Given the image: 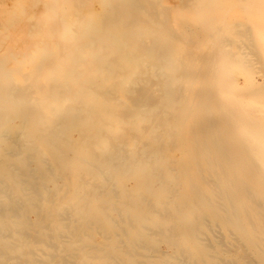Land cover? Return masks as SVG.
I'll return each instance as SVG.
<instances>
[{"label": "rangeland", "instance_id": "374dc122", "mask_svg": "<svg viewBox=\"0 0 264 264\" xmlns=\"http://www.w3.org/2000/svg\"><path fill=\"white\" fill-rule=\"evenodd\" d=\"M127 1L0 0V263L264 264V0Z\"/></svg>", "mask_w": 264, "mask_h": 264}, {"label": "bare ground", "instance_id": "6f19581e", "mask_svg": "<svg viewBox=\"0 0 264 264\" xmlns=\"http://www.w3.org/2000/svg\"><path fill=\"white\" fill-rule=\"evenodd\" d=\"M124 1H125V0H124ZM128 1H129V0H128ZM128 1H127V2H128ZM129 3H130V2H129ZM138 3L141 4L140 2H138ZM136 4H137V3H136ZM126 5H127V4H126ZM132 5H133V4H132ZM142 5H143V4H142ZM146 5H147V4H146ZM148 6H149V5H148ZM138 7H139V6H138ZM146 7H147V6H146ZM131 8H132V7H131ZM139 8H140V7H139ZM147 8H148V7H147ZM133 9H135V7H134ZM136 9H138V8H136ZM125 10H126V9H125ZM132 11H133V10H132ZM138 11H141V8H140V10L138 9ZM138 11L135 10V11H133V12L138 13ZM230 11H231V10H230ZM126 12H127V11H126ZM151 12H152V11H151ZM151 12H150V13H151ZM116 13H117V12H115V14H116ZM130 13H132V12H130ZM135 13H133V14H135ZM144 13H145V12H143V14H144ZM159 13H160V11H159ZM39 14H40V13H39ZM115 14H114V16H115ZM127 14H128V13H127ZM143 14H142V15H143ZM129 15H130V14H129ZM142 15H141V16H142ZM152 15H153V14H152ZM132 16H133V15H132ZM139 16H140V15H139ZM145 16H146V15H145ZM225 16H226V15H225ZM110 17H111V15H110ZM108 18H109V17H108ZM111 18H112V17H111ZM155 18H157V17H155ZM160 18H163V17H160ZM226 18H227V17H226ZM118 19H120V18H118ZM121 19H122V18H121ZM121 19H120V20H121ZM151 19H152V16H151ZM192 20H193V19H192ZM111 21H112V20H111ZM178 21H179V20H178ZM187 21H188V20H187ZM221 21H222V19H221ZM224 22H225V21H223V23H224ZM185 23H186V22H185ZM236 23H237V22H236ZM218 24H219V23H218ZM135 25H136V24H135ZM240 25H241V24H240ZM136 26H137V25H136ZM184 26H185V25H184ZM174 28H175V27H174ZM132 30H133V29H132ZM205 30H206V29H205ZM177 31H178V30H177ZM194 31H195V30H194ZM181 33H182V32H181ZM187 33H188V32H187ZM189 34H190V33H189ZM210 34H211V33H210ZM178 35H179V34H178ZM180 35H181V34H180ZM212 35H214V34H212ZM155 37H158V36H155ZM207 37H208V36H207ZM148 38H149V37H148ZM150 38H151V37H150ZM187 38H188V37H187ZM187 38H186V39H187ZM244 38H245V37H244ZM158 39H159V38H158ZM161 39H162V38H161ZM150 40H151V39H150ZM153 41H154V40H153ZM153 41H152V42H153ZM148 42H149V41H148ZM150 42H151V41H150ZM186 42H187V41H186ZM215 42H216V41H215ZM155 44H156V42H155ZM218 45H219V44H218ZM232 45H233V44H232ZM164 51H165V50H164ZM189 51H190V50H189ZM195 51H196V50H195ZM170 53H171V52H170ZM185 53H186V52H185ZM35 54L37 55V53H35ZM153 54H154V53H153ZM158 54H160V53H158ZM210 55H211V54H210ZM223 55H224V54H223ZM157 56H159V55H157ZM157 56H156V57H157ZM29 57H30V56H29ZM34 57H35V56H34ZM180 58H181V57H180ZM197 58H198V57H197ZM219 58H220V57H219ZM211 59H212V58H211ZM52 60H53V59H52ZM184 60H186V59H184ZM190 60H191V59H190ZM213 60H214V59H213ZM53 62H54V61H53ZM53 62H52V63H53ZM182 62H183V60H182ZM190 62H191V61H190ZM193 62H194V61H193ZM43 63H44V62H43ZM195 63H196V62H195ZM204 63H206V62H204ZM224 63H225V62H224ZM236 63H237V62H236ZM247 63H248V62H247ZM136 64H137V63H136ZM138 64H139V63H138ZM233 64H234V63H233ZM46 65H47V64H46ZM148 65H149V64H148ZM183 65H184V64H183ZM52 66H53V65H51L50 67H52ZM136 66H137V65H136ZM144 66H145V65H144ZM144 66H143V67H144ZM234 66H235V65H234ZM206 67H207V66H206ZM212 67H213V66H212ZM224 67H225V66H224ZM240 67H241V66H240ZM190 68H191V67H190ZM213 68H214V67H213ZM46 69H47V68H46ZM48 69H49V68H48ZM195 70H196V69H195ZM39 71H40V70H39ZM181 71H182V69H181ZM196 71H197V70H196ZM212 71H213V70H212ZM214 71H215V70H214ZM42 72H43V71H42ZM42 72H41V73H42ZM44 72H45V71H44ZM146 72H147V71H146ZM174 72H175V71H174ZM194 72H195V71H194ZM139 73H140V72H139ZM182 73H184V72H182ZM241 73H243V71H242ZM34 74H35V73H34ZM38 74H39V73H38ZM54 74H55V73H54ZM142 74H143V73H142ZM179 74H181V73H179ZM185 74H186V73H185ZM205 74H206V73H205ZM214 74H215V73H214ZM225 74H226V73H225ZM238 74H240V73H238ZM42 75H43V74H42ZM42 75H41V76H42ZM183 75H184V74H183ZM226 75H227V74H226ZM233 75H234V74H233ZM144 76H145V75H144ZM199 76H200V75H199ZM231 76H232V75H231ZM182 77H183V76H182ZM186 77H187V76H186ZM227 77H228V76H227ZM227 77H226L224 80H226ZM143 78H145V77H143ZM205 78H206V77H205ZM218 78H219V77H218ZM232 78H233V77H232ZM51 79H52V78H51ZM145 79H146V78H145ZM145 79H144V80H145ZM207 79H208V78H207ZM35 80H36V79H35ZM72 80H73V79H72ZM104 80H105V79H104ZM146 80H147V79H146ZM161 80H162V78H161ZM167 80H168V79H167ZM180 80H181V79H180ZM218 80H219V79H218ZM237 80H238V79H237ZM76 81H77V80H76ZM148 81H149V80H148ZM165 81H166V80H165ZM165 81H164V82H165ZM254 81H255V80H254ZM53 82H54V81H53ZM53 82L51 83V84H52L51 87H52V86L54 85V83H55V82H54V83H53ZM78 82H79V81H78ZM91 82H93V81H91ZM91 82H90V83H91ZM94 82H95V81H94ZM97 82H98V81H97ZM102 82H103V81H102ZM102 82H101V83H102ZM134 82H135V81H134ZM143 82H144V81H143ZM145 82H146V81H145ZM164 82H163V83H164ZM196 82H197V81H196ZM209 82H210V81H209ZM257 82H258V81H257ZM25 83H26V82H25ZM46 83H47V82H46ZM60 83H61V82H60ZM70 83H72V82H70ZM75 83H76V82H74V84H75ZM101 83H100V85H101ZM213 83H214V82H213ZM224 83H225V82H224ZM231 83H232V82H231ZM40 84H41V83H40ZM80 84H81V83H80ZM87 84L89 85V82H88ZM87 84H85V85H87ZM96 84H97V83H96ZM137 84H138V83H137ZM137 84H136V86H137ZM151 84H152V83H151ZM151 84H150V85H151ZM157 84H158V83H157ZM256 84H257V83H256ZM58 85H59V84H58ZM72 85H73V84H72ZM72 85H71V86H72ZM109 85H110V84H109ZM113 85H114V84H113ZM132 85H133V84H132ZM146 85H147V83H146ZM150 85H148V86H150ZM161 85H162V84H161ZM184 85H185V84H184ZM196 85H197V84H196ZM206 85H207V84H206ZM28 86H29V84L27 85V87H28ZM43 86H44V85H43ZM140 86H141V85H140ZM144 86H145V85H144ZM152 86H153V84H152ZM224 86H225V85H224ZM23 87H24V86H23ZM39 87H40V86H39ZM103 87H104V86H103ZM109 87H110V86H109ZM109 87H108V89H109ZM137 87H138V86H137ZM157 87H158V89H159V86H157ZM180 87H181V86H180ZM180 87H179V88H180ZM204 87H205V85H204ZM204 87H203V88H204ZM77 88H78V87H77ZM77 88H76V89H77ZM91 88H92V87H91ZM97 88H98V87H97ZM183 88H184V86H183ZM52 89H54V88H52ZM64 89H65V88H64ZM70 89H71V88H70ZM78 89H79V88H78ZM81 89H82V88H81ZM81 89H80V90H81ZM93 89H94V88H93ZM95 89H96V87H95ZM108 89H107V90H108ZM180 89H181V88H180ZM218 89H219V88H218ZM50 90H51V89H50ZM85 90H86V88H85ZM85 90H84V91H85ZM90 90H91V89H90ZM100 90H101V89H100ZM119 90H120V89H119ZM155 90H156V89H155ZM162 90H163V89H162ZM175 90H176V89H175ZM200 90H202V89H200ZM207 90H208V89H207ZM263 90H264V89H263ZM74 91H75V90H74ZM81 91H82V90H81ZM95 91H97V90H95ZM98 91H99V90H98ZM103 91H105V90H103ZM143 91H144V90H143ZM146 91H147V90H145V92H146ZM180 91H182V90H180ZM208 91H209V90H208ZM213 91H214V90H213ZM42 92H43V91H42ZM85 92H86V91H85ZM116 92H117V91H116ZM119 92H120V91H119ZM156 92H157V91H156ZM171 92H172V90H171ZM200 92H201V91H200ZM214 92H215V91H214ZM216 92H217V91H216ZM216 92H215V93H216ZM87 93H88V92H87ZM89 93H90V92H89ZM93 93H94V92H93ZM105 93H106V92H105ZM114 93H115V92H114ZM114 93H113V94H114ZM161 93H162V92H161ZM262 93H263V92H262ZM51 94H52V92H51ZM72 94H73V92H72ZM82 94H83V93H82ZM95 94H96V93H95ZM103 94H104V93H103ZM107 94H108V93H107ZM118 94H119V93H118ZM159 94H160V93H159ZM163 94H165V92H164ZM179 94H180V93H179ZM184 94H185V93H184ZM52 95H53V94H52ZM64 95H66V94H64ZM64 95H63V96H64ZM115 95H116V93H115ZM141 95H142V94H141ZM143 95H144V94H143ZM152 95H154V93L151 94L150 97H152ZM171 95H172V94H171ZM175 95H176V94H174V96H175ZM18 96H19V95H18ZM58 96H59V95H58ZM72 96H73V95H72ZM72 96H71V97H72ZM90 96H91V95H90ZM131 96H132V94H131ZM172 96H173V95H172ZM19 97H20V96H19ZM60 97H61V96H60ZM82 97H83V96H82ZM82 97H81V98H82ZM91 97H92V96H91ZM97 97H98V96H97ZM97 97H96V98H97ZM107 97H108V96H107ZM112 97H113V96H112ZM116 97H117V96H116ZM133 97H134V96H133ZM158 97H159V96H158ZM30 98H31V97H30ZM61 98H64V97H61ZM73 98H74V96H73ZM88 98H89V97H88ZM88 98H87V100H88ZM93 98H94V97H93ZM93 98H92V99H93ZM144 98H145V96H144ZM178 98H179V97H178ZM28 99H29V98H28ZM32 99H33V98H32ZM55 99H56V98H55ZM76 99H77V98H76ZM78 99H79V97H78ZM104 99H105V98H104ZM161 99H162V98H161ZM175 99H176V98H175ZM79 100H80V99H79ZM79 100H78V101H79ZM81 100H82V99H81ZM81 100H80V101H81ZM89 100H90V98H89ZM96 100H97V99H96ZM157 100H158V99H157ZM47 101H48V100H47ZM83 101H85V100H83ZM93 101H94V100H93ZM103 101H104V100H103ZM179 101H180V100H179ZM90 102H91V101H90ZM90 102H89V103H90ZM97 102H98V101H97ZM107 102H108V101H107ZM112 102H113V101H112ZM130 102H131V101H130ZM153 102H154V101H153ZM45 103H46V102H45ZM77 103H78V102H77ZM80 103H81V102H80ZM85 103H86V102H85ZM91 103H93V102H91ZM100 103H101V102H100ZM100 103H99V104H100ZM176 103H177V102H176ZM179 103H180V102H179ZM36 104H37V103H35V105H36ZM104 104H105V103H104ZM106 104H107V103H106ZM85 105H86V104H85ZM85 105H84V106H85ZM96 105H97V104H96ZM109 105H110L109 107L113 106V105H111V104H109ZM139 105H140V104H139ZM142 105H143V104H142ZM152 105H153V104H152ZM165 105H166V104H165ZM23 106H24V104H23ZM25 106H26V105H25ZM104 106H105V105H104ZM122 106H123V105H122ZM35 107H36V106H35ZM49 107H50V106H49ZM68 107H69V106H68ZM80 107H81V106H80ZM92 107H93V106H92ZM96 107H97V106H96ZM105 107H106V106H105ZM107 107H108V105H107ZM114 107H116V106H114ZM149 107H150V106H149ZM168 107H169V106H168ZM177 107H178V106H177ZM58 108H59V107H58ZM63 108H64V107H63ZM78 108H79V107H78ZM99 108H100V107H99ZM111 108H113V107H111ZM142 108H143V107H142ZM81 109H83V108H81ZM88 109H89V108H88ZM102 109H103V108H102ZM151 109H152V108H151ZM153 109H154V108H153ZM166 109H167V108H166ZM91 110H93V109H91ZM96 110H97V109H96ZM107 110H108V109H107ZM109 110H110V108H109ZM111 110H112V109H111ZM155 110H156V109H155ZM87 111H88V110H87ZM175 111H176V110H175ZM51 112H52V111H51ZM59 112H61V111H59ZM88 112H89V111H88ZM98 112H99V111H98ZM101 112H102V111H101ZM109 112H110V111H109ZM113 112H114V111H113ZM37 113H38V112H37ZM41 113H42V112H41ZM84 113H85V111H84ZM125 113H126V112H125ZM159 113H160V112H159ZM178 113H179V112H178ZM88 114H89V113H88ZM101 114H102V113H101ZM109 114H110V113H109ZM116 114H117V113H116ZM129 114H130V113H129ZM161 114H162V113H161ZM40 115H41V114H39V116H40ZM98 115H99V114H98ZM103 115H105V113H104ZM163 115H164V114H163ZM163 115H162V116H163ZM170 115H171V114H170ZM58 116H59V115H58V113H57V117H58ZM87 116H88V115H87ZM100 116H101V115H100ZM106 116H107V115H106ZM42 117H43V115H42ZM81 117H82V116H81ZM94 117H95V116H94ZM142 117H143V116H142ZM144 117H145V116H144ZM160 117H161V116H160ZM164 117H165V116H164ZM22 118H23V117H22ZM22 118H21V119H22ZM38 118H39V117H38ZM43 118H44V117H43ZM59 118H60V117H59ZM67 118H68V117H67ZM82 118H83V117H82ZM90 118H91V117H90ZM102 118H104V117H102ZM102 118H101V119H102ZM107 118H108V117H107ZM123 118H124V117H123ZM147 118H148V117H147ZM150 118H151V117H150ZM175 118H176V117H175ZM86 119H87V118H86ZM86 119H85V120H86ZM116 119H117V118H116ZM130 119H131V118H130ZM143 119H144V118H143ZM153 119H155V118H153ZM164 119H165V118H164ZM99 120H100V119H99ZM139 120H140V119H139ZM117 121H118V120H117ZM128 121H129V120H128ZM137 121H138V120H137ZM170 121H171L172 123L174 122V120H173V121L170 120ZM15 122H16V121H15ZM24 122H25V121H24ZM37 122H38V121H37ZM107 122H108V121H107ZM120 122L123 123V121H120ZM139 122H140V121H139ZM155 122H156V121H155ZM164 122H165V120H164ZM9 123H10V122H9ZM20 123H21V121H20ZM45 123H46V122H45ZM59 123H60V122H59ZM61 123H62V122H61ZM85 123H86V122H84V124H85ZM104 123H105V122H104ZM118 123H119V122H118ZM128 123H129V122H128ZM137 123H138V122H137ZM169 123H170V122H169ZM21 124H22V123H21ZM24 124H25V123H24ZM90 124H91V123H90ZM101 124H102V123H101ZM101 124H100V125H101ZM111 124H112V123H111ZM123 124H124V123H123ZM160 124H161V123H160ZM100 125H99V126H100ZM113 125H114V124H113ZM118 125H120V124H118ZM145 125H146V124H145ZM156 125H157V124H156ZM169 125H170V124H169ZM178 125H179V123H178ZM183 125H184V124H183ZM24 126H25V125H24ZM80 126H81V125H80ZM109 126H110V125H109ZM115 126H116V125H115ZM120 126H121V125H120ZM146 126H147V125H146ZM179 126H180V125H179ZM179 126H178V127H179ZM100 127H101V126H100ZM107 127H108V126H107ZM173 127H174V126H173ZM115 128H116V127H115ZM115 128H114V129H115ZM123 128H124V127H123ZM128 128H129V127H128ZM135 128L137 129V127H135ZM153 128H154V125H153ZM162 128H163V127H162ZM165 128H166V127H165ZM179 128H180V127H179ZM183 128H184V127H183ZM101 129H102V128H101ZM104 129H105V128H104ZM104 129H103V130H104ZM120 129H121V127H120ZM141 129H142V128H141ZM146 129H147V128H146ZM149 129H150V128H149ZM111 130H112V129H111ZM142 130H143V129H142ZM150 130H151V129H150ZM150 130H147V131L149 132ZM165 130H166V129H165ZM180 130H181V128H180ZM158 131H159V129H158ZM181 131H182V134H183L184 131H183V130H181ZM99 132H101V131H99ZM148 132H146V133H148ZM154 132H155V131H154ZM164 132H165V131H164ZM24 133H25V132H24ZM80 133H81V132H80ZM108 133H109V132H108ZM122 133H124V132H122ZM130 133H131V132H130ZM162 133H163V132H162ZM165 133H166V132H165ZM173 133H174V132H173ZM28 134H29V133H28ZM112 134H113V133H112ZM116 134H117V133H116ZM133 134H134V133H133ZM84 135H85V134H84ZM139 135H140V134H139ZM177 135H178V134H177ZM26 136H27V135H26ZM81 136H82V135H81ZM106 136H107V135H106ZM109 136H110V135H109ZM126 136H127V135H126ZM126 136H125V137H126ZM129 136H130V135H129ZM131 136H132V135H131ZM147 136H148V135H147ZM164 136H165V135H164ZM169 136H170V135H169ZM6 137H7V136H6ZM8 137H9V136H8ZM21 137H22V136H21ZM31 137H32V136H31ZM183 137H184V136H183ZM4 138H5V137H4ZM10 138H11V137H10ZM19 138H20V137H19ZM133 138H134V137H133ZM145 138H146V137H145ZM151 138H152V137H151ZM82 139H83V138H82ZM125 139H127V138H125ZM137 139H138V138H137ZM172 139H173V138H172ZM178 139H179V136H178ZM12 140H13V139H12ZM31 140H32V139H31ZM63 140H64V139H63ZM123 140H124V139H123ZM164 140H165V139H164ZM168 140H169V139H168ZM179 140H180V139H179ZM184 140H185V139H184ZM51 141H52V140H51ZM66 141H67V140H66ZM81 141H82V140H81ZM81 141H80V143H81ZM89 141H90V140H89ZM91 141H92V140H91ZM102 141H103V140H102ZM110 141H111V140H110ZM112 141H113V140H112ZM116 141L118 142V140H116ZM158 141H159V140H158ZM161 141H162V140H161ZM165 141H166V140H165ZM14 142H15V141H14ZM14 142H13V143H14ZM17 142H18V141H17ZM28 142H29V141H28ZM30 142H31V141H30ZM64 142H65V141H64ZM70 142H71V141H70ZM78 142H79V141H78ZM113 142H114V141H113ZM124 142H125V141H124ZM136 142H137V141H136ZM144 142H145V141H144ZM144 142L142 141L143 145H144ZM148 142H149V141H148ZM150 142H151V141H150ZM217 142H218V141H217ZM67 143H68V142H67ZM90 143H91V142H90ZM128 143H129V142H128ZM17 144H18V143H17ZM32 144H33V143H32ZM50 144H51V143H50ZM71 144H72V142H71ZM118 144H119V143H118ZM126 144H127V142H126ZM160 144H162V143H160ZM78 145H80V144H78ZM129 145H130V144H129ZM163 145H164V144H163ZM1 146H2V145H1ZM17 146H19V144H18ZM27 146H28V145H27ZM80 146H81V145H80ZM99 146H100V145H99ZM141 146H142V145H141ZM147 146H148V145H147ZM153 146H156L155 143H154ZM161 146H162V145H161ZM134 147H135V146H134ZM134 147H133V148H134ZM157 147H158V146H157ZM180 147H181V145H180ZM219 147H220V146H219ZM19 148H21V147H19ZM83 148H84V147H83ZM90 148H91V147H90ZM116 148H117V147H116ZM121 148H122V147H121ZM177 148H178V147H176V149H177ZM182 148H183V147H182ZM182 148H181V149H182ZM217 148H218V146H217ZM3 149H4V148H3ZM57 149H58V148H57ZM76 149H77V148H76ZM111 149H112V148H111ZM111 149H110V150H111ZM148 149H149V148H148ZM159 149H160V148H159ZM171 149H172V148H171ZM171 149H170V150H171ZM59 150H60V148H59ZM95 150H96V149H95ZM114 150H115V149H114ZM121 150H122V149H121ZM136 150H137V149H136ZM6 151H8V150H6ZM10 151H11V150H10ZM20 151H22V150H20ZM90 151H91V150H90ZM183 151H184V150H183ZM142 152H143V151H142ZM148 152H149V151H148ZM205 152H206V151H205ZM12 153H13V152H12ZM20 153H21V152H20ZM136 153H137V152H136ZM13 154H14V153H13ZM21 154H22V153H21ZM123 154H124V153H123ZM155 154H156V152H155ZM173 154H174V153H173ZM181 154H182V153H181ZM209 154H210V153H209ZM15 155H16V154H15ZM90 155H91V154H90ZM98 155H99V153H98ZM167 155H168V154H167ZM207 155H208V154H207ZM66 156H67V155H66ZM11 157H12V156H11ZM119 157L121 158V156H119ZM138 157H139V156H138ZM95 158H96V157H95ZM120 158H119V159H120ZM148 158H149V157H148ZM153 158H155V157H153ZM163 158H164V157H163ZM165 158H166V156H165ZM165 158H164V159H165ZM26 159H27V158H26ZM28 159H29V157H28ZM69 159H70V157H69ZM98 159H99V158H98ZM129 159H130V158H129ZM139 159H140V158H139ZM144 159H145V158H144ZM146 159H147V158H146ZM157 159H158V158H157ZM20 160H21V159H20ZM31 160H32V159H31ZM71 160H72V159H71ZM135 160H136V159H135ZM148 160H149V159H148ZM180 160H181V159H180ZM204 160H205V159H204ZM206 160H207V159H206ZM211 160H212V159H211ZM107 161H108V160H107ZM150 161H151V159H150ZM154 161H155V160H154ZM154 161H153V164L155 163ZM161 161H162V160H161ZM251 161H252V160H251ZM4 162H5V161H4ZM7 162H8V161H7ZM30 162H31V161H30ZM49 162H50V161H49ZM80 162H81V161H80ZM117 162H118V161H117ZM208 162H209V161H208ZM23 163H24V162H23ZM42 163H43V162H42ZM47 163H48V162H47ZM127 163H128V161H127ZM142 163H143V162H142ZM156 163H157V161H156ZM159 163H160V162H159ZM28 164H29V163H28ZM45 164H46V163H45ZM49 164H50V163H49ZM218 164H219V163H218ZM220 164H221V163H220ZM253 164H254V163H253ZM6 165H8V164H6ZM9 165H10V164H9ZM11 165H14V164H11ZM16 165H17V164H16ZM113 165H114V164H113ZM115 165H116V164H115ZM115 165H114V166H115ZM154 165H156V164H154ZM172 165H173V164H172ZM17 166H18V165H17ZM29 166H30V164H29ZM6 167H7V166H6ZM95 167H96V166H95ZM157 167H158V166H157ZM160 167H162V166H160ZM169 167H170V166H169ZM179 167H180V166H179ZM222 167H223V166H222ZM30 168H31V167H30ZM52 168H53V167H52ZM96 168H97V167H96ZM151 168H152V167H151ZM158 168H159V167H158ZM171 168H172V167H171ZM175 168H176V167H175ZM208 168H209V167H208ZM212 168H213V167H212ZM27 169H28V168H27ZM37 169H38V168H37ZM98 169H99V168H98ZM148 169H149V168H148ZM160 169H161V168H160ZM169 169H170V168H169ZM169 169H168V170H169ZM34 170H35V169H34ZM95 170H96V169H95ZM100 170H101V169H100ZM176 170H177V169H176ZM185 170H186V169H185ZM213 170H214V169H213ZM15 171H16V170H15ZM32 171H33V170H32ZM54 171H55V170H54ZM102 171H103V170H102ZM129 171H130V170H129ZM150 171H151V170H149V172H150ZM160 171H163V170L161 169ZM202 171H203V169H202ZM259 171H261V170L259 169ZM259 171H258V172H259ZM30 172H31V171H30ZM33 172H35V171H33ZM97 172H98V171H97ZM168 172H169V171H168ZM173 172H174V171H173ZM205 172H206V171H205ZM215 172H216V171H215ZM261 172H262V171H261ZM20 173H21V172H20ZM20 173H19V174H20ZM138 173H139V172H138ZM152 173H153V172H152ZM157 173H158V172H157ZM213 173H214V172H213ZM216 173H217V172H216ZM2 174H3V173H2ZM12 174H13V173H12ZM21 174H22V173H21ZM25 174H26V173H25ZM29 174H30V173H29ZM100 174H101V172H100ZM149 174H150V173H149ZM153 174H154V173H153ZM167 174H168V173H167ZM176 174H177V173H176ZM206 174H208V173H206ZM261 174H262V173H261ZM32 175H33V174H32ZM158 175H159V174H157V176H158ZM164 175H165V174H164ZM179 175H180V174H179ZM226 175H227V174H226ZM12 176H14V175H12ZM55 176H56V175H55ZM166 176H167V175H166ZM39 177H40V176H39ZM145 177H146V176H145ZM163 177H165V176H163ZM167 177H170V176L168 175ZM173 177H174V175H173ZM204 177H205V176H204ZM204 177H203V178H204ZM11 178H12V177H11ZM53 178H54V177H53ZM99 178H100V177H99ZM108 178H109V177H108ZM111 178H112V177H111ZM158 178H159V177H158ZM205 178H206V177H205ZM13 179H14V178H13ZM43 179H44V177H43ZM60 179H61V178H60ZM60 179H59V180H60ZM62 179H63V178H62ZM148 179H149V178H148ZM155 179H156V178H155ZM195 179H196V178H195ZM207 179H208V178H207ZM218 179H219V178H218ZM24 180H25V179H24ZM167 180H169V179H167ZM180 180H181V179H180ZM183 180H184V178H183ZM225 180H226V179H225ZM27 181H28V180H27ZM150 181H151V180H149V181H147V182L150 183ZM155 181H156V180H155ZM155 181H154V182H155ZM159 181H161L160 178H159ZM185 181H186V180H185ZM218 181H221V182H222V180H218ZM3 182H4V181H3ZM49 182H50V181H49ZM79 182H80V181H79ZM82 182H83V181H82ZM110 182H111V181H110ZM147 182H146V184L148 185ZM154 182H151V183H152L153 185L155 184V186H153V185L150 183V186L152 185V186H151V187H152V188H151L152 190H153V187H156V184L158 183V180H157V183H154ZM169 182H170V181H169ZM169 182H168V183H169ZM207 182H208V181H207ZM231 182H232V181H231ZM88 183H89V182H88ZM95 183H96V182H95ZM159 183H161V182H159ZM225 183H226V182H225ZM79 184H80V183H79ZM97 184H99V183H97ZM114 184H115V183H114ZM161 184H162V183H161ZM166 184H167V183H166ZM35 185H36V184H35ZM39 185H40V184H39ZM57 185H58V184H57ZM92 185H93V184H92ZM112 185H113V184H112ZM115 185H116V184H115ZM227 185H228V184H227ZM234 185H235V184H234ZM31 186H33V185H31ZM40 186H41V185H40ZM84 186H85V185H84ZM162 186H163V184H162ZM96 187H97V186H96ZM144 187H145V186H144ZM5 188H6V187H5ZM57 188H58V187H57ZM61 188H62V187H61ZM97 188H98V187H97ZM159 188H160V187H159ZM185 188H186V187H185ZM209 188H210V187H209ZM36 189H37V188H36ZM110 189H111V188H110ZM127 189H129V188H127ZM145 189H146V188H145ZM148 189H149V188H148ZM170 189L173 190V188H171V187H170ZM180 189H181V188H180ZM210 189H211V188H210ZM215 189H216V188H215ZM3 190H4V189H3ZM21 190H22V189H21ZM34 190H35V189H34ZM40 190H41V189H40ZM40 190H39V191H40ZM81 190H82V188H81ZM116 190H117V189H116ZM152 190H151V191H152ZM155 190H157V189H155ZM161 190H162V189H160L159 191H161ZM167 190H168V189H167ZM167 190H166V192H167ZM11 191H13V190H11ZM30 191H31V190H30ZM35 191H36V190H35ZM222 191H223V190H222ZM4 192H6V191H4ZM14 192H16V191H14ZM127 192H128V191H127ZM161 192H162V191H161ZM166 192H165V193H166ZM168 192L170 193V195L172 194V192H170L169 190H168ZM191 192H192V191H191ZM195 192H196V191H195ZM225 192H226V191H225ZM250 192H251V191H250ZM9 193H10V191H9ZM32 193H33V192H32ZM68 193H69V192H68ZM129 193H130V192H129ZM150 193L153 195L154 191H153V193H152V192H150ZM162 193H163V192H162ZM184 193H185V192H184ZM219 193H221V192H219ZM35 194H36V193H35ZM37 194H38V193H37ZM49 194H50V193H49ZM60 194H61V193H60ZM159 194H161V193H158V194H157V192H156L154 195H157V197H158ZM174 194H175V193H174ZM226 194H227V193H226ZM230 194H231V192H230ZM1 195H2V194H1ZM52 195H53V194H52ZM133 195H134V194H133ZM136 195H137V194H136ZM163 195H164V197H165V196H168V197L170 196V195H166V194H163ZM172 195H173V194H172ZM199 195H201V194H199ZM217 195H219V194H217ZM28 196H29V195H28ZM105 196H106V195H105ZM119 196H120V195H119ZM175 196L178 197L177 194H176ZM175 196H174V197H175ZM197 196H198V195H197ZM251 196H252V195H251ZM32 197H33V196H32ZM134 197H135V196H134ZM168 197H165V198H167V199H166V202H168V201H167V200L169 199ZM171 197H172V196H171ZM199 197H200V196H199ZM253 197H254V195H253ZM18 198H19V197H18ZM129 198H130V197H129ZM145 198H146V197H145ZM165 198H164L163 200H165ZM8 199H9V198H8ZM142 199H144V198L142 197ZM146 199H147V198H146ZM146 199H145V201H146ZM159 199H160V198H159ZM200 199H201V197H200ZM203 199H204V198H203ZM12 200H13V199H12ZM18 200H19V199H18ZM118 200H119V199H118ZM163 200H162V201H163ZM143 201H144V200H143ZM173 201H174V200H173ZM176 201H177V200H176ZM234 201H235V200H234ZM236 201H237V200H236ZM259 201H260V200H259ZM152 202H153V201H152ZM154 202H155V201H154ZM166 202H165V204H166ZM181 202H182V201H181ZM189 202H190V201H189ZM217 202H219V201H217ZM260 202H261V201H260ZM0 203H1V202H0ZM54 203H55V202H54ZM117 203H118V202H117ZM150 203H151V202H150ZM162 203H164V202H162ZM20 204H21V203H20ZM33 204H34V203H33ZM36 204H37V203H36ZM146 204H148V203H146ZM151 204H152V203H151ZM151 204H150V205H151ZM168 204H169V203H168ZM168 204H166V205H168ZM173 204H175V203H173ZM223 204H225V203H223ZM128 205H129V204H128ZM175 205H176V204H175ZM206 205H207V204H206ZM237 205H238V204H237ZM33 206H34V205H33ZM38 206H39V205H38ZM42 206H43V205H42ZM147 206H148V205H147ZM168 206H169V205H168ZM197 206H199V205H197ZM243 206H244V205H243ZM249 206H250V205H249ZM5 207H7V206H5ZM5 207H4V209H5ZM14 207H15V206H14ZM23 207H24V206H23ZM116 207H117V206H116ZM153 207H154V204H153ZM155 207H156V206H155ZM173 207H174V206H173ZM186 207H187V206H186ZM217 207H218V206H217ZM236 207H237V206H236ZM256 207H257V205H256ZM18 208H19V207H18ZM34 208H35V207H34ZM145 208H146L145 210H148L147 207H145ZM148 208H149V207H148ZM164 208H165V207H164ZM167 208H168V207H167ZM169 208H170V207H169ZM189 208H190V207H189ZM202 208L204 209L205 206L202 207ZM27 209H28V208H27ZM37 209H38V208H37ZM71 209H72V208H71ZM106 209H107V208H106ZM153 209H154V208H153ZM186 209H188V208H186ZM206 209H207V207H206ZM208 209L210 210V208H208ZM223 209H224V207H223ZM1 210H2V208H1ZM20 210H21V209H20ZM41 210H42V207H41ZM65 210H66V209H65ZM108 210H109V209H108ZM113 210H114V209H113ZM204 210H205V209H204ZM237 210H238V209H237ZM244 210H245V209H244ZM246 210H247V209H246ZM2 211H3V210H2ZM17 211H18V210H17ZM105 211H106V210H105ZM158 211H159V210H158ZM178 211H179V210H178ZM238 211H239V210H238ZM0 212H1V211H0ZM27 212H28V211H27ZM39 212H40V211H39ZM114 212H115V211H114ZM121 212H122V211H121ZM142 212L144 213V215L148 213L147 211L144 212L143 209H142ZM149 212H150V209H149ZM153 212H154V211H153ZM161 212H162V211H161ZM194 212H195V211H194ZM12 213H13V212H12ZM44 213H45V212H44ZM166 213H167V212H166ZM195 213H196V212H195ZM233 213H234V212H233ZM238 213H239V212H238ZM36 214H37V213H36ZM72 214H73V213H72ZM98 214H99V213H98ZM105 214H106V213H105ZM115 214H116V213H115ZM148 214H149V213H148ZM152 214H154V213H152ZM168 214L171 215V212L168 211ZM198 214H199V213H198ZM225 214H226V213H225ZM249 214H250V213H249ZM251 214H252V213H251ZM255 214H256V213H255ZM23 215H25V214L23 213ZM31 215H32V214H31ZM31 215H30V216H31ZM62 215H63V214H62ZM113 215H114V214H113ZM144 215H143V216H144ZM149 215H150V214H149ZM215 215H216V214H215ZM218 215H219V214H217L216 216H218ZM236 215H237V214H236ZM246 215H247V214H246ZM14 216H15V215H14ZM26 216H27V215H26ZM42 216H43V215H42ZM118 216H119V215H118ZM128 216H129V215H128ZM163 216H165V215H163ZM207 216H208V215H207ZM260 216H261V215H260ZM112 217H113V216H112ZM129 217H130V216H129ZM198 217H199V216H198ZM214 217H215V216H214ZM218 217H219V216H218ZM238 217H240V216L238 215ZM15 218H16V217H15ZM27 218H28V217H27ZM67 218H68V216H67ZM67 218H66V219H67ZM215 218H216V217H215ZM227 218H228V217H227ZM231 218H232V217H231ZM260 218H261V217H260ZM45 219H46V218H45ZM63 219H64V218H63ZM118 219H119V218H118ZM123 219H124V218H123ZM169 219H170V218H169ZM205 219H206V218H205ZM235 219H236V218H235ZM254 219H255V218H254ZM263 219H264V218H263ZM21 220H22V217H21ZM41 220H43V219H41ZM125 220H126V218H125ZM130 220H131V219H130ZM198 220H199V219H198ZM219 220H220V219H219ZM239 220H240V219H239ZM241 220H242V218H241ZM255 220H257V219H255ZM261 220H262V219H261ZM22 221H23V220H22ZM28 221H29V220H28ZM31 221H32V220H31ZM43 221H44V220H43ZM59 221H60V220H59ZM63 221H64V220H63ZM66 221H68V220H66ZM118 221H119V220H118ZM128 221H129V219H128ZM131 221H132V220H131ZM167 221H168V220H167ZM172 221H173V220H172ZM220 221H221V220H220ZM223 221H224V220H223ZM40 222H41V221H40ZM105 222H106V221H105ZM206 222H207V221H206ZM210 222H211V221H210ZM241 222H242V221H241ZM4 223H5V222H4ZM13 223H16V222H13ZM24 223H26V222H24ZM44 223H46V222H44ZM76 223H77V222H76ZM207 223H208V222H207ZM226 223H227V222H226ZM226 223H225V224H226ZM234 223H235V222H234ZM16 224H17V223H16ZM98 224H99V223H98ZM101 224H102V223H101ZM124 224H125V223H124ZM174 224H175V223H174ZM200 224H201V223H200ZM229 224H230V222H229ZM231 224H232V223H231ZM231 224H230V225H231ZM7 225H8V224H7ZM69 225H70V224H69ZM106 225H107V224H106ZM108 225H109V224H108ZM176 225H177V224H176ZM207 225H208V224H207ZM232 225H233V224H232ZM241 225H242V223H241ZM16 226H18V225H16ZM49 226H50V225H49ZM63 226H64V225H63ZM81 226H82V225H81ZM101 226H102V225H101ZM233 226H234V225H233ZM25 227H26V226H25ZM92 227H93V226H92ZM97 227H98V226H97ZM116 227H117V226H116ZM142 227H143V226H142ZM197 227H198V226H197ZM206 227H207V226H206ZM211 227H212V226H211ZM231 227H232V226H230V228H231ZM235 227H236V226H235ZM235 227H234V228H235ZM246 227H247V226H246ZM8 228H10V227H8ZM36 228H37V227H36ZM67 228H68V224H67ZM76 228H77V227H76ZM131 228H132V227H131ZM138 228H139V227H138ZM178 228H179V227H178ZM194 228H195V227H194ZM198 228H199V227H198ZM220 228H221V227H220ZM5 229H6V228H5ZM42 229H43V228H42ZM49 229H51V227H50ZM57 229H58V228H57ZM69 229H70V228H69ZM69 229H68V230H69ZM117 229H119V228H117ZM149 229H150V228H149ZM151 229H152V228H151ZM29 230H30V229H29ZM58 230H59V229H58ZM93 230H94V229H93ZM93 230H92V231H93ZM121 230H122V229H121ZM153 230H154V229H153ZM175 230H176V229H175ZM175 230H174V233L176 232ZM208 230H209V229H208ZM232 230H234V229H232ZM236 230H238V228H237ZM236 230H234V231L236 232ZM9 231H10V230H9ZM21 231H22V230H21ZM31 231H32V230H31ZM49 231H50V230H49ZM54 231H55V230H54ZM119 231H120V230H119ZM147 231H148V230H147ZM160 231H161V230H160ZM213 231H214V230H213ZM222 231H223V230H222ZM245 231H246V230H245ZM257 231H258V230H257ZM12 232H13V231H12ZM24 232H25V230H24ZM33 232H34V231H33ZM52 232H53V231H52ZM71 232H72V231H71ZM107 232H108V231H107ZM157 232H158V231H157ZM196 232H197V231H196ZM214 232H215V231H214ZM235 232H234V233H235ZM86 233H87V232H86ZM93 233H94V232H93ZM118 233H119V232H118ZM136 233H137V232H136ZM136 233H135V234H136ZM160 233H161V232H160ZM171 233H172V232H171ZM171 233H170V234H171ZM223 233H224V232H223ZM246 233L248 234V231H247ZM29 234H30V233H29ZM31 234H32V233H31ZM80 234H81V233H80ZM100 234H102V233L100 232ZM106 234H107V233H106ZM152 234H153V233H152ZM156 234H157V233H156ZM162 234H163V230H162ZM164 234H165V233H164ZM172 234H173V233H172ZM180 234H182V233H180ZM217 234H218V233H217ZM224 234H225V233H224ZM235 234H237V232H236ZM239 234H240V233H239ZM6 235H7V234H6ZM19 235H20V234H19ZM50 235H51V234H50ZM70 235H71V234H70ZM75 235H76V234H75ZM88 235H89V234H88ZM102 235H103V234H102ZM104 235H105V234H104ZM104 235H103V236H104ZM113 235H114V234H113ZM138 235H139V234H138ZM178 235H179V234H178ZM212 235H213V234H212ZM243 235H244V233L242 234V236H243ZM255 235H256V233H255ZM59 236H60V235H59ZM73 236H74V234H73ZM76 236H77V235H76ZM91 236H92V235H91ZM97 236H99V235H97ZM108 236H109V235H108ZM121 236H122V235H121ZM128 236H129V235H128ZM139 236H141V235H139ZM160 236H161V235H160ZM163 236H165V235H163ZM175 236H176V235H175ZM196 236H198V235H196ZM204 236H205V235H204ZM208 236H209V235H208ZM230 236H232V235L230 234ZM230 236H229V237H230ZM242 236L240 235L241 238H242ZM244 236H246V235H244ZM53 237H54V236H53ZM60 237H61V236H60ZM78 237H79V236H78ZM86 237H87V236H86ZM115 237H116V236H114V238H115ZM134 237H135V236H134ZM141 237H142V236H141ZM161 237H162V236H161ZM161 237H160V239H161ZM219 237H220V235H219ZM247 237H248V235H247ZM247 237H246V239H247ZM23 238H24V237H23ZM25 238H26V237H25ZM39 238H40V237H39ZM41 238H42V236H41ZM69 238H70V237H69ZM74 238H75V237H74ZM95 238H96V237H95ZM163 238H164V237H163ZM166 238H167V237H166ZM166 238H165L164 240H166ZM175 238H177V236H176ZM249 238H250V237H249ZM44 239H45V237H44ZM112 239H113V238H112ZM112 239H111V241H112ZM216 239H217V238H216ZM234 239H235V238H234ZM244 239H245V238H244ZM246 239H245V241H246ZM2 240H3V239H2ZM6 240H7V239H6ZM72 240H73V239H72ZM77 240H78V238H77ZM80 240H81V239H80ZM100 240H101V239H100ZM102 240H103V239H102ZM102 240H101V241H102ZM124 240H125V239H124ZM133 240H135V239H133ZM162 240H163V239H162ZM172 240H174V238H172ZM214 240H215V239H214ZM217 240H218V239H217ZM219 240H220V239H219ZM235 240H237V239H235ZM248 240H249V239H247V241H248ZM32 241H34V240H32ZM97 241H98V240H97ZM160 241H161V240H160ZM243 241H244V240H243V238H242V242H243ZM25 242H26V241H25ZM34 242H35V241H34ZM103 242H104V241H103ZM143 242H144V241H143ZM149 242H150V241H149ZM181 242H182V241H181ZM217 242H219V241H217ZM225 242H227V240H226ZM237 242H238V244H239V241H237ZM237 242H236V243H237ZM20 243L22 244V242H20ZM47 243H48V242H47ZM74 243H75V242H74ZM76 243H77V242H76ZM78 243H79V242H78ZM113 243H114V242H113ZM118 243H119V242H118ZM124 243H125V242H124ZM140 243H141V242H140ZM158 243H159V242H158ZM198 243H199V242H198ZM219 243H220V242H219ZM229 243H230V242H229ZM244 243H246V242H244ZM251 243H252V240H251ZM3 244H4V243H3ZM5 244H6V243H5ZM30 244H31V243H30ZM38 244H39V243H38ZM119 244H120V243H119ZM119 244H118V245H119ZM133 244H134V243H133ZM141 244H142V243H141ZM168 244H169V242H168ZM216 244H217V243H216ZM224 244L226 245V243H224ZM248 244H250V243L248 242ZM23 245H24V244H23ZM25 245H26V244H25ZM41 245H42V244H41ZM44 245H45V244H44ZM90 245H91V244H90ZM105 245H106V244H105ZM121 245H122V244H121ZM125 245H126V244H125ZM138 245H139V244H138ZM170 245H171V244H170ZM228 245H229V244H228ZM246 245H247V244H246ZM252 245H253V244H252ZM27 246H28V245H27ZM56 246H57V245H56ZM97 246H98V245H97ZM116 246H117V245H116ZM128 246H129V244H128ZM139 246H140V245H139ZM166 246H167V245H166ZM232 246H233V245H232ZM241 246H242V245H241ZM253 246H254V245H253ZM9 247H10V246H9ZM21 247H22V246H21ZM23 247H24V246H23ZM57 247H58V246H57ZM121 247H122V246H121ZM150 247H151V246H150ZM164 247H165V246H164ZM217 247H218V246H217ZM220 247H221V246H220ZM223 247H225V246H223ZM236 247H237V246H236ZM245 247H247V246H245ZM14 248H15V247H14ZM50 248H51V247H50ZM58 248H59V247H58ZM88 248H89V247H88ZM102 248H103V247H102ZM116 248H117V247H116ZM135 248H136V247H135ZM137 248H138V247H137ZM147 248H148V247H147ZM182 248H183V247H182ZM242 248H243V247H242ZM251 248H253V247H251ZM261 248H262V247H261ZM2 249H3V248H2ZM9 249H11V248H9ZM119 249H120V248H119ZM129 249H130V248H129ZM167 249H168V247H167ZM176 249H177V248H176ZM185 249H186V248H185ZM225 249H226V248H225ZM235 249H236V248H235ZM262 249H263V248H262ZM32 250H33V249H32ZM39 250H40V249H39ZM66 250H67V249H66ZM108 250H109V249H108ZM123 250H124V249H123ZM142 250H143V249H142ZM145 250H146V249H145ZM190 250H191V249H190ZM204 250H205V249H204ZM245 250H247V249H245ZM255 250H256V249H255ZM86 251H87V250H86ZM95 251H96V250H95ZM97 251H98V250H97ZM137 251H138V250H137ZM187 251H188V250H187ZM197 251H198V250H197ZM241 251H242V250H241ZM243 251H244V248H243ZM250 251H251V249H250ZM10 252H12V251H10ZM10 252H8V253H10ZM28 252H29V251H28ZM114 252H115V250H114ZM164 252H165V251H164ZM191 252H192V251H191ZM198 252H199V251H198ZM232 252H233V251H232ZM235 252H238V251L236 250ZM252 252H254V251L252 250L251 253H252ZM255 252L258 253L257 250H256ZM261 252H262V251H261ZM41 253H42V252H41ZM47 253H48V252H47ZM98 253H99V252H98ZM140 253H141V252H140ZM186 253H187V252H186ZM244 253H246V252H244ZM244 253H243V254H244ZM248 253H249V252H248ZM4 254H5V253H4ZM43 254H44V253H43ZM78 254H80V253H78ZM110 254H111V253H110ZM184 254H185V253H184ZM219 254H220V253H219ZM219 254H218V255H219ZM252 254L254 255L255 253H252ZM51 255H52V254H51ZM73 255H74V254H73ZM152 255H153V254H152ZM160 255H162V254L160 253ZM160 255H159V256H160ZM180 255H181V254H180ZM235 255H236V254H235ZM259 255H260V254H259ZM9 256H10V255H9ZM90 256H91V255H90ZM97 256H98V255H97ZM102 256H103V255H102ZM148 256H149V255H148ZM210 256H211V255H210ZM248 256H249V255H248ZM262 256H263V255L260 256L261 259H262V258L264 259V256H263V257H262ZM14 257H16V256H14ZM38 257H39V256H38ZM40 257H41V256H40ZM92 257H93V256H92ZM115 257H116V256H115ZM129 257H130V256H129ZM142 257H143V256H142ZM160 257H161V256H160ZM217 257H218V256H217ZM230 257H231V256H230ZM252 257H253V256H252ZM255 257H256V255H255ZM60 258H61V257H60ZM73 258H74V257H73ZM100 258H101V256H100ZM221 258H222V257H221ZM250 258H251V257H250ZM50 259H51V258H50ZM57 259H58V258H57ZM102 259H103V258H102ZM102 259H101V260H102ZM109 259H110V258H108V260H109ZM155 259H156V258H155ZM159 259H160V258H159ZM166 259H167V258H166ZM166 259H164V260L166 261ZM193 259H194V258H193ZM246 259H247V258H246ZM253 259H254V258H253ZM258 259H260V258L258 257L257 260H258ZM18 260H19V259H18ZM26 260H27V259H26ZM39 260H40V259H39ZM93 260H94V259H93ZM160 260H161V259H160ZM164 260H163V261H164ZM205 260H206V259H205ZM249 260H250V259H249ZM51 261H52V260H51ZM56 261H58V260H56ZM56 261H55V262H56ZM118 261H119V260H118ZM156 261H157V260H156ZM230 261H231V260H230ZM245 261H246V260H245ZM82 262H83V261H82ZM124 262H125V261H124ZM141 262H142V261H141ZM170 262H171V261H170ZM173 262H174V261H173ZM227 262H228V261H227ZM8 263H9V262H8ZM17 263H18V262H17ZM17 263H15V264H17ZM42 263H43V262H42ZM146 263H147V262H146ZM154 263H155V262H154ZM154 263H153V264H154ZM192 263H193V262H192ZM202 263H203V262H202ZM231 263H232V261H231ZM231 263H230V264H231ZM233 263H234V262H233ZM0 264H1V263H0ZM4 264H6V262H5ZM28 264H29V263H28ZM39 264H40V263H39ZM69 264H70V263H69ZM109 264H110V263H109ZM125 264H126V263H125ZM182 264H183V263H182ZM222 264H223V263H222ZM258 264H259V263H258Z\"/></svg>", "mask_w": 264, "mask_h": 264}]
</instances>
